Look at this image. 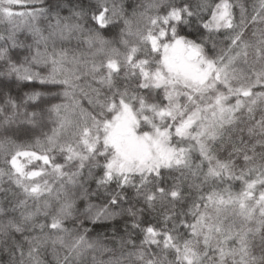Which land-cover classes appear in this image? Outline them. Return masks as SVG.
Returning a JSON list of instances; mask_svg holds the SVG:
<instances>
[{
  "label": "snow or ice",
  "instance_id": "6c2138e0",
  "mask_svg": "<svg viewBox=\"0 0 264 264\" xmlns=\"http://www.w3.org/2000/svg\"><path fill=\"white\" fill-rule=\"evenodd\" d=\"M0 264H264V0H0Z\"/></svg>",
  "mask_w": 264,
  "mask_h": 264
}]
</instances>
